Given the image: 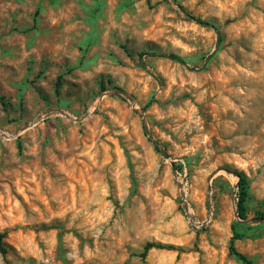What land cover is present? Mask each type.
Listing matches in <instances>:
<instances>
[{"label": "rangeland", "instance_id": "obj_1", "mask_svg": "<svg viewBox=\"0 0 264 264\" xmlns=\"http://www.w3.org/2000/svg\"><path fill=\"white\" fill-rule=\"evenodd\" d=\"M0 131V264H264V0H0Z\"/></svg>", "mask_w": 264, "mask_h": 264}, {"label": "trees", "instance_id": "obj_2", "mask_svg": "<svg viewBox=\"0 0 264 264\" xmlns=\"http://www.w3.org/2000/svg\"><path fill=\"white\" fill-rule=\"evenodd\" d=\"M192 18H194L199 23L209 24L207 21L202 20L200 18H197V17H192ZM212 26L217 30V27H215L214 25H212ZM220 41H221V37L218 33V43H217L218 46H219ZM217 48H216V50H217ZM152 54L157 55V56L162 57V58H167L169 60H172L174 62L183 64V65H186L185 58L182 57L181 55L177 54V53H174V52H169V53L162 52V53H152ZM209 56H212V54L208 55V57ZM116 88H117L118 93L127 95V93H125V91L122 88H120V87H116ZM143 131L146 134L145 125H143ZM153 145L157 150L160 149V145L158 144V142H153ZM235 174L238 177V181H237L238 192H237L236 212H237L238 217H240L241 219H245L246 218V200H247L248 195H249V191H248L249 184H248L247 177L244 173L235 171ZM258 217L264 218V212H260L258 214ZM242 225H243V223L240 221H233L232 222V224H231L232 235H231L230 240H229L228 250L231 254H233L236 258L242 260L245 264H253L252 260L250 258H248L246 255L239 252L235 248V245H234L235 239H240V238L245 236V233L241 230ZM3 237H4V234H0V253L3 256H5L6 248H5L4 243L2 241ZM154 247H157V248L164 247L167 249H174V247L172 245L162 246V245L154 244V243H146L143 251L140 253V256L144 257L146 255L147 251L151 248H154Z\"/></svg>", "mask_w": 264, "mask_h": 264}, {"label": "water", "instance_id": "obj_3", "mask_svg": "<svg viewBox=\"0 0 264 264\" xmlns=\"http://www.w3.org/2000/svg\"><path fill=\"white\" fill-rule=\"evenodd\" d=\"M65 114H66V113H65ZM146 135L148 136V138H149L152 142H157V141L153 138L152 134L148 132L147 129H146ZM163 153H164V156H165V157H168V154H167L165 151H164ZM228 172H229V171H228ZM209 187H210V186H209ZM235 215H236V217H238L237 212H235ZM260 220H262V219H260Z\"/></svg>", "mask_w": 264, "mask_h": 264}, {"label": "bare ground", "instance_id": "obj_4", "mask_svg": "<svg viewBox=\"0 0 264 264\" xmlns=\"http://www.w3.org/2000/svg\"><path fill=\"white\" fill-rule=\"evenodd\" d=\"M0 133H3L2 131H0ZM5 136H7V137H9V136H11L10 134H8V133H5Z\"/></svg>", "mask_w": 264, "mask_h": 264}]
</instances>
